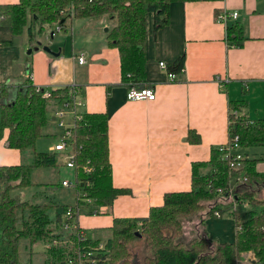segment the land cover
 <instances>
[{
  "label": "trees",
  "instance_id": "obj_1",
  "mask_svg": "<svg viewBox=\"0 0 264 264\" xmlns=\"http://www.w3.org/2000/svg\"><path fill=\"white\" fill-rule=\"evenodd\" d=\"M200 1L211 0H18L0 4V26L11 30V40L1 45H17L25 33L28 46L36 47L49 28H62L67 19L105 17L111 22L105 40L118 53L120 84L126 89L150 87L145 76L146 15L153 16L155 34L168 24L171 3ZM243 33L241 23L227 24V43L241 47L246 39ZM184 58L179 56L166 65V71L180 74ZM70 88L53 89L49 97H43L25 80L15 96L9 98L8 86H0V140L4 138L7 148L30 153L26 163L0 165V264H36L31 257L23 261L19 251L21 240L27 241L28 249L37 242H48L41 264H67V259L75 257L77 251H84L88 244L93 246L97 242L87 239L82 244L75 238L71 243L65 241L60 227L70 205L52 199L41 201L38 194L30 201H21L12 195L16 189L32 185L31 176L36 169L59 165L56 153L37 151L35 145L44 135L53 110L68 96ZM246 107L245 100L228 101L226 144L237 136L242 158L233 160L225 157L226 150L221 146L212 148L207 161L191 163L188 190L166 192L162 204L150 207L146 217L114 218L110 236L104 240L106 259L99 254L101 260L97 264H241V256L247 252L254 257L250 264H264V196L259 197V187H264V173L255 170L256 163L263 159L250 158L244 153L247 148L264 147V119L250 121L242 114ZM187 139L199 142V136L191 130ZM71 148L75 192L90 200L79 201V206L85 205L93 211L99 206H111L117 197L129 194L127 189L115 188L111 183L105 112L83 113L74 126ZM233 204L244 208L237 210ZM200 213L201 232L185 242L182 221ZM216 213H224L233 220V241L220 242L209 237L205 221ZM54 229L59 233L52 236ZM69 233L68 239L72 231ZM138 242L142 245L140 259L133 252Z\"/></svg>",
  "mask_w": 264,
  "mask_h": 264
},
{
  "label": "crops",
  "instance_id": "obj_2",
  "mask_svg": "<svg viewBox=\"0 0 264 264\" xmlns=\"http://www.w3.org/2000/svg\"><path fill=\"white\" fill-rule=\"evenodd\" d=\"M17 1L0 0V4ZM223 12H236L237 17L225 24L217 22L216 14ZM232 22L243 26L246 39L241 47L226 41V26ZM109 23L105 17L70 18L62 28H49L53 35L47 32L36 47L28 46L25 33L17 45H1L11 40V30L0 26V86H8L9 98L25 80L49 90L74 86L83 113L107 115L111 183L129 194L93 211L79 207L77 228L92 242L110 236L114 218L146 217L150 207L162 204L166 192L190 188L191 163L207 161L212 148L228 141L229 100H245L242 114L250 121L264 119V0L173 2L168 24L155 34L153 16L147 14L145 76L155 94L151 101L126 99L118 53L105 40ZM43 45L58 56L42 50ZM182 55L180 74L168 79L158 63L168 65ZM78 56L84 58L83 63L77 62ZM190 130L199 142L187 139ZM51 132V127L48 132L45 129L46 134ZM259 148L264 149L252 147L244 153L262 158L255 170L264 173V150H255ZM19 155L5 146L4 138L0 140V165L20 164ZM75 201L76 192L66 204ZM205 226L211 239L233 241L234 223L224 213L208 217ZM241 257L245 264L253 260L251 252Z\"/></svg>",
  "mask_w": 264,
  "mask_h": 264
},
{
  "label": "built area",
  "instance_id": "obj_3",
  "mask_svg": "<svg viewBox=\"0 0 264 264\" xmlns=\"http://www.w3.org/2000/svg\"><path fill=\"white\" fill-rule=\"evenodd\" d=\"M236 17V12H223L216 16V21L225 24L229 18L236 19ZM77 62L80 64L83 63L84 58L82 56H78ZM158 65L165 70L168 79H174L175 75L166 71V65L163 62H159ZM70 87L71 88L68 92V96L58 104L51 115V121L57 122L56 127L60 132V136L58 142L50 147L49 152L56 153L59 163H63L65 167L74 170L71 138L75 124L82 118L83 103L79 97L77 89L74 86ZM36 90L40 91L43 97H49L52 91L43 87H36ZM154 98L155 94L151 87L137 88L135 86H131L126 89V99L130 101H151L154 100ZM221 147V149L224 148L226 150L225 157L230 156L233 160H240L242 158V153L239 151L237 136L233 137L231 143L228 144V146L225 144ZM84 170L89 172V168L84 167ZM61 184L64 187L72 186L75 189V177L72 183H70V181L63 180ZM79 201L89 202L90 200L82 194H76L75 204L71 205V207L66 210L64 214V221L62 222L60 229L64 232L63 236H65V241H68V238L66 237L69 236V232L72 231L71 229H74L72 235L74 236L75 240L78 241V243L84 244L87 242V238H85L83 233L77 228V224L74 219V216L79 213ZM95 212L96 211H94V213ZM58 233L59 230L54 229L50 234L55 236ZM52 244H56V241H53ZM88 245L89 246L86 247L84 251H77L75 257L67 259V264H97L98 261L101 260L99 258V254L101 256L104 255V258L106 259V254L108 251L104 241H97L93 246L90 244Z\"/></svg>",
  "mask_w": 264,
  "mask_h": 264
},
{
  "label": "rangeland",
  "instance_id": "obj_4",
  "mask_svg": "<svg viewBox=\"0 0 264 264\" xmlns=\"http://www.w3.org/2000/svg\"><path fill=\"white\" fill-rule=\"evenodd\" d=\"M109 26H110V23H109ZM56 123H57L56 121H52L51 123H49V126L45 128L46 132H48L49 127H51V131H52L50 133L51 135L46 134L44 132L45 134L41 138H39L36 142L35 148L37 151H46V149L49 146H53L56 143L55 141L58 142L60 132L57 130ZM255 150L261 152L264 149L259 148ZM19 156H20L19 163H26L29 160L30 153L29 151L22 152V153L20 152ZM74 177H75L74 170L65 167L63 163H59V165L55 168H45V167L38 168L32 174V177H31L32 185L28 187L18 188L12 192V195L17 197L21 201H30L33 195L38 194L39 197L41 196V199H42L41 201H48L52 199L55 202L61 203V204L71 203L74 199L75 189L72 186H67V187L62 186L61 181L67 180V181H70V183H72L74 181ZM259 192H260L259 197H263L264 189L263 190L260 189ZM232 207L236 208L237 210H241L244 208L240 204H233ZM201 212L202 213L205 212V209L202 210ZM200 215L201 213L198 215L199 217L194 216L189 220L187 219V220L182 221V232H183L182 239L185 242L188 241L192 236L199 234L201 232V227L199 224L200 217H201ZM218 215L216 213L215 216H218ZM211 217L213 218L214 216L211 215ZM71 230L72 232L74 231V229H71ZM73 240H74V236L71 235V237L68 239V242L71 243ZM48 245L49 244L47 241L37 242L36 244L32 246V249H28L27 241L21 240L19 251L21 252L23 261L26 260L27 257H31L36 264H41L42 261L46 257V249ZM133 247H134L133 252H136L140 259L142 255L141 243L138 242ZM253 260H254V257H253ZM247 263L248 262L246 261V264ZM241 264H245L244 260L241 261Z\"/></svg>",
  "mask_w": 264,
  "mask_h": 264
},
{
  "label": "water",
  "instance_id": "obj_5",
  "mask_svg": "<svg viewBox=\"0 0 264 264\" xmlns=\"http://www.w3.org/2000/svg\"><path fill=\"white\" fill-rule=\"evenodd\" d=\"M104 30H106L105 28H104ZM50 35L52 36L53 35V32H50ZM40 42H38V44H39ZM42 50H44V51H46V52H48V53H50V54H52V55H55V56H58V52L57 53H54V52H52L51 50H50V48L48 47V46H46V45H43L42 46ZM30 51H31V49H29L28 50V53H30Z\"/></svg>",
  "mask_w": 264,
  "mask_h": 264
}]
</instances>
